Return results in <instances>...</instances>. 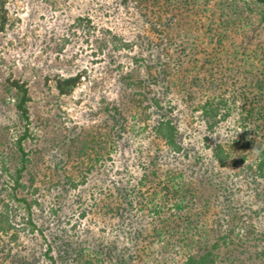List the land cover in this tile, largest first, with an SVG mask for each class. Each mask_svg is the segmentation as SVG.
Here are the masks:
<instances>
[{"label": "rangeland", "instance_id": "374dc122", "mask_svg": "<svg viewBox=\"0 0 264 264\" xmlns=\"http://www.w3.org/2000/svg\"><path fill=\"white\" fill-rule=\"evenodd\" d=\"M160 2L155 8L163 9L165 2ZM129 5L125 7L120 0H0V152L4 153L3 156L7 155V144L26 125V121L15 114L13 92L8 90L7 80L14 78L25 82L30 96L29 137L24 142L29 162L22 179L25 187L19 188L16 196L37 200V206H33L34 219L37 223L44 222L48 232L76 234L74 239L80 241L86 236L83 233L87 226L95 225L90 229L93 233L88 239L91 245L102 239V232L87 217H80L75 206L71 207L74 191H67L64 185L66 176L81 183L80 193H84L85 198L93 196L96 199L111 182L123 185L128 180L138 181L141 169L150 157L148 148L154 141L152 125L161 112L152 113L155 108L151 99L155 96L164 98L162 83H150L146 70L148 60L155 57L147 47V41L158 40L155 30L152 31L149 21L145 24V21H136L132 4ZM173 9L170 7V11L165 13L167 17L163 18L170 17ZM203 23L205 25L194 28L187 38H179L175 32L179 34L181 28L184 31L186 25L182 23L178 28L172 22L169 25L172 26L171 38L165 39L166 43L172 42L171 54L165 62L174 74L171 79L174 89L184 88L195 96V101L189 105L185 99L188 92L169 95V105L175 106L173 115L180 136L191 143L188 152H195L188 158L176 156L174 159L183 160V168L195 169L202 163L196 161L198 154L205 158L209 156L211 145L228 142L232 151L231 162L242 156L246 160L233 167H230L232 163L228 164L231 182L234 184L233 178L236 177L240 180L237 183L239 189L245 186V189H251L252 195L256 189H252L243 178L252 171L247 164L252 165L255 160L256 144L261 141L264 145V126H261L264 123L248 116L244 124L246 129H243L240 122L247 112L239 106L211 133L207 131L200 112L193 110L195 104H202L213 92L206 83L199 87L189 80L193 76L207 74V69L211 68L212 62L203 63L205 34L210 26L206 18ZM203 23L199 21L197 24ZM231 28L230 36L236 27L233 25ZM201 32L204 34H199ZM195 33L202 35L205 41L192 35ZM240 60L236 58L238 72H244L245 68L249 70L250 63L240 64ZM150 73L154 74L155 69ZM77 74H80L79 84L70 94H62L56 87L57 80ZM140 80V86L133 88L130 85L131 81ZM116 113L121 114L124 122H134L136 133L117 142L113 151L111 135L108 134L113 129V114ZM206 144L209 147H205ZM162 159L165 161L160 162L165 166L167 159L164 154ZM168 160L173 161V157ZM101 178L106 179V184ZM0 180L1 208L3 199H7L11 191L9 188L4 191V179ZM109 200L108 196L104 197V201ZM13 201L10 204L17 207L15 214L18 219L22 205ZM252 206L259 210L256 203ZM253 222L257 223L260 232L257 228L253 230ZM229 229L228 243L220 248L223 251L221 256L228 261L232 259L231 264H264V212L255 214L250 220L249 217H238ZM106 233V240L112 241L114 234L111 230ZM20 234L17 245L15 242L10 244L12 252L28 256L37 248L38 237L32 233L22 234V231ZM210 237L212 242L218 239L215 232ZM6 238L2 243H6ZM177 250L164 249L163 257L154 254L151 259L162 264H182ZM5 264L12 263L6 259ZM216 264L226 263L217 260Z\"/></svg>", "mask_w": 264, "mask_h": 264}, {"label": "trees", "instance_id": "16d2710c", "mask_svg": "<svg viewBox=\"0 0 264 264\" xmlns=\"http://www.w3.org/2000/svg\"><path fill=\"white\" fill-rule=\"evenodd\" d=\"M120 1L125 7L132 4L133 17L137 18L136 21H145L144 24L149 21L158 39L147 41V47L155 57L148 60L146 70L150 83H162V96L166 99L157 96L151 99V105L155 108L152 113L161 112L157 122L152 125L154 143L151 142L148 148L150 157L141 169L138 181L128 180L123 185L111 182L98 199L93 196L85 198L84 193H80L81 183L66 176L64 185L67 191H74L70 205L80 211V217H87L100 227L102 239L96 240L98 243L91 245L88 240L93 234L90 229L95 226L91 224L83 233L86 236L80 241L74 239L76 234L65 232L57 235L56 232H48L44 222L39 220L37 223L34 219L33 206H37V200L16 196L19 188L25 187L22 179L29 162L24 142L29 137L27 123L30 96L25 82L8 79V90L13 92V109L19 119L26 121V125L7 144V155L3 156L4 153L0 152V179H4V191L8 188L11 191L7 199H3L0 208V264H5L6 259H10L12 264H162L151 258L154 254L163 257L164 249L171 252L178 249L182 264H216L217 260L231 264L232 259L226 260L220 250L228 243L231 223L238 217L245 216L250 220L255 214L262 215L264 212V145L261 141L254 148V162L252 165L247 164L252 171L243 178L252 189H256L257 192L252 195L251 189H245V186L239 189L237 183L240 180L236 177L233 178L236 183L231 182L228 164L232 163L230 167H233L246 160L242 156L231 162L232 151L228 142H216L210 147L206 144L210 153L205 158L196 152V161L202 163L199 162L200 166L195 169L183 168V160L175 161L176 156L188 158L195 152H188L191 143L185 142L180 136L173 115L175 106L169 105L172 92L178 95L188 91L184 88L174 89L171 82L174 74L165 62L171 54L169 49L172 42H165L166 37L171 38L172 26L169 25L173 22L174 27L181 28V24L185 23V30L181 28V32L178 34L176 31L175 35L187 38L194 28L205 25L203 19L206 18L210 26L209 32L205 34L203 63L207 65L212 62L211 68L207 69V74L196 75L189 80L199 87L206 83L213 92L206 96L202 104H195L193 110L200 112L207 131L211 133L220 123L229 119L232 110L239 106L247 112L240 122L243 129L248 116L251 120L257 118L258 122L264 123V0ZM160 1L165 2L163 9L155 8ZM170 7H174V12L170 17L163 18L167 17L165 13L170 11ZM199 21L203 24H197ZM233 25L236 28L230 36ZM226 26L229 28L228 34ZM199 34L192 35H197L204 42ZM236 58L242 60L240 64L246 61L250 63V69L247 67L249 70L245 68L244 72H238ZM151 69H155L154 74L150 73ZM79 82L80 74H77L59 78L56 87L62 94L68 95ZM141 83V80L131 81L130 85L136 88ZM185 99L191 105L195 96L188 92ZM135 133L134 122H124L120 113L113 114V129L108 134L111 135L113 151L117 142ZM163 154L167 159L165 166L160 162L164 160ZM171 157L173 161L168 160ZM101 179L106 184V179ZM105 196L110 200L104 201ZM252 196L255 198L251 199ZM13 200L22 205L18 219L15 214L17 207L10 204ZM91 200L93 202H88ZM254 203L259 206V210L252 208ZM251 225L254 231L255 228L261 231L257 223ZM107 230L114 234L112 241L106 240ZM20 231L38 237L37 248L31 250L28 256L12 252L10 244L18 243ZM212 232L218 236L213 242L210 237ZM5 237L6 243H2ZM171 257L174 258V255Z\"/></svg>", "mask_w": 264, "mask_h": 264}]
</instances>
